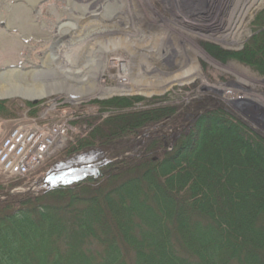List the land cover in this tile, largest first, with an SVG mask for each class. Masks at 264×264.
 Listing matches in <instances>:
<instances>
[{"label": "trees", "instance_id": "1", "mask_svg": "<svg viewBox=\"0 0 264 264\" xmlns=\"http://www.w3.org/2000/svg\"><path fill=\"white\" fill-rule=\"evenodd\" d=\"M253 45L264 52L263 40ZM179 126L140 138L135 154L124 137L83 140L62 167L114 147L109 161L41 194L0 199V264H264V147L231 135L191 158L173 153L192 130Z\"/></svg>", "mask_w": 264, "mask_h": 264}, {"label": "rangeland", "instance_id": "2", "mask_svg": "<svg viewBox=\"0 0 264 264\" xmlns=\"http://www.w3.org/2000/svg\"><path fill=\"white\" fill-rule=\"evenodd\" d=\"M86 2H88V0H72V2L71 0H63L60 6L69 7L73 3H77L79 7H83ZM148 2L150 3V0L145 1L147 4ZM3 7H5V5ZM257 7H259V10H257V12H251L246 18L249 22L246 31L247 34L242 40L238 41V45L235 46L222 39L220 41L218 40L222 46L226 45L233 48L232 50H235L237 48H242L253 34L254 37L250 39L247 45V49L250 50L248 51L249 55L245 56V58L236 55L228 57V60H223L218 56H214L215 60L207 59L205 56H212L210 52H207L209 50L200 44L197 46L193 44L194 48L202 53L198 61L200 62V78L197 77V79H195L192 77L193 82H197H195V84H192L193 82L181 80L177 82L178 84L176 85H168L164 88L162 84L163 80L153 76H157L159 71L158 73L154 72L150 74L152 78L149 76L147 77L145 72L142 74L147 60L142 59L141 56L137 57L138 50L135 49L136 47L134 48V45H131L133 48L129 46L126 50L123 48L121 51L110 55V61H113L116 57L118 59H124V65H126L127 61H130V70L133 68L132 72L136 77H140L141 79L147 78V80L149 79L153 83H151L152 86L149 88H143L141 84H139L141 85L139 86L131 76L132 80L129 83L131 85L133 83L134 85L132 88L127 89L129 92L108 94V90L117 88L118 83L113 77L115 73H117L116 71L118 68L110 69L108 74L101 78V84L93 82L92 88L86 86L84 88L71 89L70 87L63 86L65 80L60 79L61 75L52 72L49 76L37 72H32L25 76V79H30L34 82L30 85H23L24 88H28L27 91L23 88L12 89L13 92L19 93L20 96L16 98H10L9 96L0 97V101L6 108L4 111L5 114L0 113V145L2 142L8 140L15 131L19 130V132H23L20 131V129L24 131L27 129L31 132L35 130L38 132H50L51 137L49 138L53 139L54 143L46 155L45 160L37 167L31 169L28 174L19 175L15 172H11L12 174L10 175L5 172L6 169L4 167H0L2 168L0 169V186L3 190L0 193L3 195H14L28 192L31 195H38L37 193H42L46 189H50V187L57 182L45 183L46 175L55 170L54 168H56V165L61 163L60 160L69 157L67 154L79 146L80 142L83 140H86L85 142H91L96 139H108L107 137L113 139L124 137L125 141L121 142V144H124L122 146L123 149L129 150L127 152L130 154H135L139 145L137 140L139 141L140 138L145 137L146 139V137L150 135L172 133V127L174 128L180 125L177 128L179 130L180 128L187 127V129L190 128L191 130L192 128V130L189 136L184 140L181 138L179 144L174 148L173 153L177 151L190 154L191 158L198 154L196 152H199L203 145L210 143L209 146L211 147L220 146L223 141L229 140L231 135H244L243 137L248 142L252 144L259 143L264 147V116L257 120V117H255L257 113L250 110L247 103L242 106L244 110L241 109V111L229 100H234L235 97L233 94H236L245 96L248 101V97L251 95V98L257 100L255 102L259 104V110L257 112L262 114L260 109H264V52L256 48V45H253L256 39L264 41V1ZM48 10L50 12V16H48L49 19L57 21L55 16L59 13L56 12L52 17V9L49 8ZM59 19L61 18H58V20ZM99 21H97V23L85 22L81 24L78 33L80 31H82L81 33L87 30L89 31V29L92 30L93 25L96 24L100 26L108 24L106 20L101 21L99 19ZM32 27L33 26L30 27V25H27L26 29L31 31ZM140 29L141 26L136 25L135 32H139ZM19 30L23 32L25 28L20 25H18V28H13L14 32H18ZM153 31H151V33L158 32L157 30ZM91 35H93V33H91ZM96 37L100 39L102 34H98ZM32 38L36 39L41 44L49 43V40L45 39V36L44 39L34 36H32ZM105 38L107 41V37ZM68 39L70 38L65 40ZM102 39L103 38H101V40ZM95 40L96 38H94L91 43ZM75 41L78 40L75 39ZM35 45L36 44H32L29 48L32 49ZM75 46L74 44H70L67 48H64L65 52L63 59L65 61H67L66 52L70 51L73 53ZM47 53H49V50L44 51V55ZM40 58L41 59L38 60L43 62L44 57L40 56ZM172 60L173 59L169 60V58H167L163 61L161 66L156 63V65L152 64V67L158 66V69L163 67V69H161L162 71L171 73L170 75L166 74L167 76L165 77H168L177 73L179 74V72H184L192 65L191 62H186L180 63L178 67H175L177 63L172 62ZM210 61L213 62L209 63ZM150 63H152L151 60ZM124 65L123 69H121L122 75L127 72ZM56 66L60 68L59 64H56ZM17 73L18 72H15L12 78L19 76L16 75ZM46 76L55 80L54 83L57 84V86L46 89H32L34 84L38 81H42ZM127 78L129 79L128 76ZM125 79L126 77L122 78L121 82ZM198 79H200V82ZM46 81L44 84H46ZM13 84L14 83L8 84L6 86L7 88H5L8 90ZM202 90L205 91L202 92ZM223 91H225L226 94ZM229 92H231L232 95L231 93L228 94ZM42 93L48 95V97L42 99V101L29 98V95H39ZM122 115H131L132 117L125 120V124L123 125L120 124L115 128H108V122L118 119ZM133 117L135 119H133ZM159 118L163 119L160 120ZM158 119L160 122L156 124L152 122ZM259 119H261L263 123H260ZM139 126H143L140 136L133 137L136 141H128V132H130L133 127L139 128ZM121 127L127 130L125 134L120 133ZM214 129L219 132V135L214 137L218 139L210 142V132ZM102 131L104 132L103 136L101 133ZM135 145H137L136 148ZM113 150L114 147H111L108 151H105L106 153L104 152V160H106L107 156L110 157V153ZM255 152L257 151L255 150ZM125 153L126 152H121L119 157L125 156ZM236 178L237 176L235 175L231 177L232 180ZM1 194L0 199H2Z\"/></svg>", "mask_w": 264, "mask_h": 264}, {"label": "bare ground", "instance_id": "3", "mask_svg": "<svg viewBox=\"0 0 264 264\" xmlns=\"http://www.w3.org/2000/svg\"><path fill=\"white\" fill-rule=\"evenodd\" d=\"M62 1L0 0V84H2L0 85V97L16 98L20 96L12 89L23 88L27 91L28 88H24L23 85H30L34 82L25 79V76L32 72L44 73L47 76L51 72L59 74L62 76L60 79L65 80L63 86L79 89L86 86L92 88L93 82L101 84V78L105 77L110 69L118 68L113 77L118 83L117 88L108 90V94L129 92L127 89L134 85L129 83L132 77L138 85L141 84L143 88H149L153 83L147 78L136 77L132 72L133 68L130 70V61H127L126 65H124L125 60L121 58L116 57L110 61V55L123 48L126 50L131 45H134V48L136 47L135 49L138 50L137 57L141 56L142 59L147 60L144 71L141 69L142 74L145 72L147 77H151L150 74L159 71L157 76H153L163 80L164 88L168 85H176L181 80L193 82L192 77L197 79L201 74L198 61L202 54L194 48V45L200 44L208 49L207 52H210L212 56H203L211 60H215L214 56L228 60L230 56L238 55L245 58L249 55L248 51L250 50L247 49V45L254 37L253 34L243 47L241 46L242 48L235 50L226 45L223 47L218 40L222 39L235 46L238 45V41L247 34L249 25L246 20L247 16L253 11L257 12L259 10L257 6L264 0H152L153 3L150 0L151 4L145 3L146 0H88L83 7H79L77 3H73L69 7L60 6ZM4 5L5 7H3ZM49 8L52 9V17L56 12L59 13L55 16L57 21L49 19ZM58 18L61 19L58 20ZM99 19L108 21V24L103 26L96 24L93 25L92 30L78 33L81 24L85 22L97 23ZM18 25L25 30L14 32L13 28H18ZM27 25L33 26L31 31L26 29ZM136 25L141 26L139 32H135ZM153 30H157L159 33H153ZM151 31L153 32L151 33ZM98 34H102L100 39L96 37ZM32 36L40 39H44L45 36L49 43L41 44ZM105 37H107V41ZM67 38L70 39L65 40ZM94 38L96 40L91 43ZM101 38L103 39L101 40ZM32 44L36 45L31 49L29 47ZM70 44L76 45L75 50L73 53L66 52L67 61H65L63 59L64 48ZM45 50H49L46 55H44ZM40 56L44 57L43 62L38 60L41 59ZM167 58L173 59L172 62L177 63L175 67L186 62H191L192 65L184 72L165 77L171 73L162 71L163 67L160 69L157 68L158 66L152 67V64L156 65L157 63L161 66ZM56 64H59L60 68ZM123 65L127 71L124 75L121 73ZM15 72H18L16 75L19 76L12 78ZM47 76L34 84L32 89L57 86L54 83L55 80ZM124 77L126 79L121 82ZM198 80L200 82V79ZM45 81L46 84H44ZM11 83L14 84L7 90L6 86ZM204 91L202 90V92ZM223 92L225 93V91ZM233 96L235 99L229 100L239 110H244L242 106L247 103L250 110L257 113L255 115L257 120L263 118L264 109H260L262 114L257 112L259 104L255 102L257 100L251 98V95H249L248 101L245 96L236 94ZM46 97H48L46 93L29 95V98L39 101ZM259 120L260 123H263L261 119ZM174 128L172 127V129Z\"/></svg>", "mask_w": 264, "mask_h": 264}, {"label": "built area", "instance_id": "4", "mask_svg": "<svg viewBox=\"0 0 264 264\" xmlns=\"http://www.w3.org/2000/svg\"><path fill=\"white\" fill-rule=\"evenodd\" d=\"M50 143L48 139L39 140L36 134L9 139L0 150V165L10 172L24 173L42 159Z\"/></svg>", "mask_w": 264, "mask_h": 264}]
</instances>
